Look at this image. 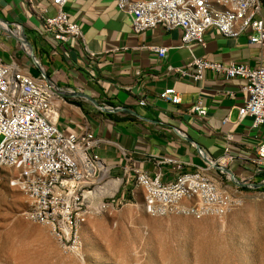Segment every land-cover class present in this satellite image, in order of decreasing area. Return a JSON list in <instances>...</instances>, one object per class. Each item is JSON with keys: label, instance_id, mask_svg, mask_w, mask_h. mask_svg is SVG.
<instances>
[{"label": "built area", "instance_id": "1", "mask_svg": "<svg viewBox=\"0 0 264 264\" xmlns=\"http://www.w3.org/2000/svg\"><path fill=\"white\" fill-rule=\"evenodd\" d=\"M67 0H52L51 10L42 8L36 30L55 43H83L78 24L69 21L64 10ZM119 12L130 17L131 32L140 35L161 27L181 31L182 47L205 46L204 35L212 30L226 39L249 31L248 42L264 48V0H115ZM0 29L8 31L3 23ZM23 47V43L21 44ZM163 57L164 47H150ZM93 58L95 54L88 52ZM34 66L37 65L33 60ZM180 78L202 81L213 72L225 81L244 80L246 94L238 108V119H251V128L264 126V65L210 62L193 57L184 67L167 68ZM57 90L44 76L32 75L15 62L0 57V184L24 194L25 219L46 227L60 248L81 253L80 229L90 216L112 214L124 205L137 204L150 217L181 215L196 220L222 217L240 205V190L259 191L252 183L240 181L229 165L234 157L225 148L218 159L205 157L201 166L185 171L180 160L166 158L177 175L171 183L161 174L149 177L138 166H125L120 177L110 175L108 166L95 153L102 143L89 129L65 132L57 124ZM158 99L178 105L180 96L168 88ZM138 104L147 105L145 99ZM204 117L206 108L197 102L190 110ZM226 121V120H225ZM230 141L231 137L226 136ZM130 161V158H127ZM253 163L264 165V142ZM260 169L257 168V171ZM127 201L115 198L127 192Z\"/></svg>", "mask_w": 264, "mask_h": 264}, {"label": "crops", "instance_id": "2", "mask_svg": "<svg viewBox=\"0 0 264 264\" xmlns=\"http://www.w3.org/2000/svg\"><path fill=\"white\" fill-rule=\"evenodd\" d=\"M51 1L0 0V23L8 30L0 29V57L32 75L44 74L57 90L59 128L73 133L86 128L99 138L95 153L110 166L112 177L133 165L151 178L160 173L163 182L171 183L177 172L164 159L180 160L191 171L205 157L218 159L229 148L235 177L264 190V165L253 163L264 142V126L254 130L250 118L239 120L237 115L246 98L244 80L225 81L208 71L196 83L167 71L169 66L184 67L193 57L264 65V48L248 42L249 31L226 39L209 30L204 47L188 50L182 47L179 29L156 27L134 35L130 17L117 10L115 0H67L64 10L80 27L83 43H55L36 30L40 10L52 12ZM154 46L168 51L159 57L149 49ZM168 88L180 96V104L158 99ZM140 99L146 100L145 107L138 104ZM197 102L207 110L204 117L190 111ZM128 197L127 191L115 201Z\"/></svg>", "mask_w": 264, "mask_h": 264}, {"label": "rangeland", "instance_id": "3", "mask_svg": "<svg viewBox=\"0 0 264 264\" xmlns=\"http://www.w3.org/2000/svg\"><path fill=\"white\" fill-rule=\"evenodd\" d=\"M236 197L240 205L225 216L198 220L150 217L138 197L137 204L88 217L75 255L25 219L24 194L1 183L0 264H264V190H240Z\"/></svg>", "mask_w": 264, "mask_h": 264}, {"label": "water", "instance_id": "4", "mask_svg": "<svg viewBox=\"0 0 264 264\" xmlns=\"http://www.w3.org/2000/svg\"><path fill=\"white\" fill-rule=\"evenodd\" d=\"M32 60H34L33 58H32ZM255 188H259V187H262L261 185H259V186H254Z\"/></svg>", "mask_w": 264, "mask_h": 264}, {"label": "bare ground", "instance_id": "5", "mask_svg": "<svg viewBox=\"0 0 264 264\" xmlns=\"http://www.w3.org/2000/svg\"><path fill=\"white\" fill-rule=\"evenodd\" d=\"M7 187H8V186H7ZM9 188H10V187H9ZM10 189L12 190V188H10ZM14 190H15V189H14ZM3 193L7 195V192L4 191ZM12 195H13V194H12Z\"/></svg>", "mask_w": 264, "mask_h": 264}]
</instances>
